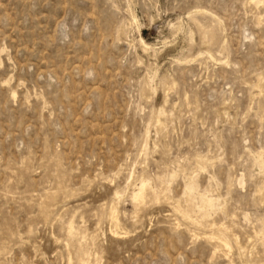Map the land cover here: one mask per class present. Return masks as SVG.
I'll use <instances>...</instances> for the list:
<instances>
[{"label": "rangeland", "instance_id": "374dc122", "mask_svg": "<svg viewBox=\"0 0 264 264\" xmlns=\"http://www.w3.org/2000/svg\"><path fill=\"white\" fill-rule=\"evenodd\" d=\"M0 264H264V0H0Z\"/></svg>", "mask_w": 264, "mask_h": 264}, {"label": "bare ground", "instance_id": "6f19581e", "mask_svg": "<svg viewBox=\"0 0 264 264\" xmlns=\"http://www.w3.org/2000/svg\"><path fill=\"white\" fill-rule=\"evenodd\" d=\"M142 185H143V184H142ZM143 186H144V185H143ZM143 186H142V187H140V188H143ZM140 191H141V194H142V192H143V191H142V190H140ZM138 195H139V193H138ZM138 197H139V196H138ZM139 198H140V197H139ZM114 217H115V216H114Z\"/></svg>", "mask_w": 264, "mask_h": 264}]
</instances>
